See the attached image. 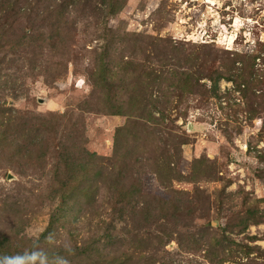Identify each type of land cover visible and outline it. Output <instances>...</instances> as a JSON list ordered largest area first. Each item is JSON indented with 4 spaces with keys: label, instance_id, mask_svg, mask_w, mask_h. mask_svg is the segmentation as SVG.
<instances>
[{
    "label": "rangeland",
    "instance_id": "obj_1",
    "mask_svg": "<svg viewBox=\"0 0 264 264\" xmlns=\"http://www.w3.org/2000/svg\"><path fill=\"white\" fill-rule=\"evenodd\" d=\"M0 121V264H264V0H0Z\"/></svg>",
    "mask_w": 264,
    "mask_h": 264
},
{
    "label": "trees",
    "instance_id": "obj_2",
    "mask_svg": "<svg viewBox=\"0 0 264 264\" xmlns=\"http://www.w3.org/2000/svg\"><path fill=\"white\" fill-rule=\"evenodd\" d=\"M9 132H10V128L8 123L5 121H0V140L3 139V141L6 142L9 136ZM23 263H24V259H20L18 264H23Z\"/></svg>",
    "mask_w": 264,
    "mask_h": 264
},
{
    "label": "clouds",
    "instance_id": "obj_3",
    "mask_svg": "<svg viewBox=\"0 0 264 264\" xmlns=\"http://www.w3.org/2000/svg\"><path fill=\"white\" fill-rule=\"evenodd\" d=\"M6 259H7V261H9L10 264H11V262H12L13 260H16V259H22V258L7 257Z\"/></svg>",
    "mask_w": 264,
    "mask_h": 264
},
{
    "label": "water",
    "instance_id": "obj_4",
    "mask_svg": "<svg viewBox=\"0 0 264 264\" xmlns=\"http://www.w3.org/2000/svg\"><path fill=\"white\" fill-rule=\"evenodd\" d=\"M12 179H13V177L11 175H8V180L10 181Z\"/></svg>",
    "mask_w": 264,
    "mask_h": 264
}]
</instances>
